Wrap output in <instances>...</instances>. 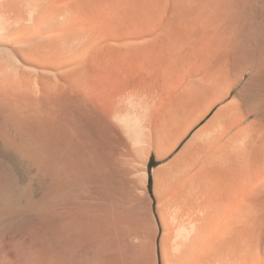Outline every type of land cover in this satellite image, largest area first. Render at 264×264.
Listing matches in <instances>:
<instances>
[{
    "label": "bare ground",
    "instance_id": "obj_1",
    "mask_svg": "<svg viewBox=\"0 0 264 264\" xmlns=\"http://www.w3.org/2000/svg\"><path fill=\"white\" fill-rule=\"evenodd\" d=\"M223 208L264 264V0H0V264H158Z\"/></svg>",
    "mask_w": 264,
    "mask_h": 264
},
{
    "label": "crops",
    "instance_id": "obj_2",
    "mask_svg": "<svg viewBox=\"0 0 264 264\" xmlns=\"http://www.w3.org/2000/svg\"><path fill=\"white\" fill-rule=\"evenodd\" d=\"M195 197H190V198H188V200H186V201H188L189 203H188V210L189 211H191V212H193V211H196V210H198V209H196L197 207H196V204H193V202H194V199ZM190 199H191V201H190ZM194 199V200H193ZM196 199H198V198H196ZM213 199L214 198H209V200H212L213 201ZM192 200H193V202H192ZM199 200V199H198ZM197 200H195V202H196ZM190 202H192V203H190ZM194 202V203H195ZM157 204V203H156ZM196 208H195V207ZM191 207V208H190ZM194 207V208H193ZM193 209V210H192ZM196 209V210H195ZM209 210H210V208H208ZM188 210H186L185 209V211H188ZM223 212H224V208L223 209H220L218 212H217V214L215 215V218H214V220L212 221V223H210L209 225H207V226H204V227H201V226H195V228L192 226V227H190L191 225H184L185 227H187L188 229H184L183 227H180L179 229L177 228V227H173L172 228V226H166V228H165V226H162V225H157L158 227H155L153 230H151L148 234H147V236H146V239H147V242H146V248H149V250H151L152 252H153V257L155 256V258H156V260H157V262H158V264H160V261H161V264H162V262H163V258H164V246H166V245H164V243H165V240H169L166 244L169 246V244L168 243H170V242H172V240L174 239V242L173 243H170L171 244V246H175V244H176V246L177 245H179V243H183L184 242V245H181V249L179 250V253H177V254H175L174 256H175V258H180L179 257V254H182V259H184V261L186 262V264H197V262H199L198 264H221V262L223 261H226V259L229 257V259L227 260L228 261V263L229 264H233V262H234V264H237V258H235V260H231L230 258L232 257H234V256H236V253H235V255H232V252H231V250L228 252L229 254H231V255H227L228 253H225V251L224 252H221V251H223V249L221 250L220 249V246L222 247V248H224L225 246L223 245V243H222V241H219L218 243L217 242H215V238L214 237H216V235H217V230H219V233L221 232L220 231V229H218V227H219V220H220V218H221V216H222V214H223ZM196 227H198V228H205L204 230H202V231H200V229H198L199 230V232L198 231H196V234L198 235V233H199V235H200V237H197V239H196V236L194 235H191L192 233L191 232H189V229H192V230H190V231H194V229H196ZM163 228H164V230H163ZM176 228H177V230H176ZM172 230H175L174 232L172 231ZM182 230H185V231H188V233H186V232H183ZM182 231V233L184 234V235H186V234H189V233H191V234H189V235H186L187 236V238L185 237V238H182V237H180V235H179V232H181ZM152 232H154V233H152ZM172 232V233H171ZM176 232H178V234H177V236H178V238H176L177 236H176ZM200 232H203L202 234L200 233ZM217 232V233H216ZM194 233H195V231H194ZM193 233V234H194ZM215 233H216V235H215ZM150 234V235H149ZM154 236V238H153V236ZM165 235H166V237L168 238V239H166L165 238ZM172 235H174L173 237L170 236ZM184 235H183V237H184ZM198 235V236H199ZM213 235H215V236H213ZM164 236V237H163ZM182 236V235H181ZM191 238H189V237ZM213 236V237H212ZM218 236V235H217ZM150 237H152L151 239H150ZM182 238V239H180V238ZM193 237H195V238H193ZM212 237V238H211ZM220 236H218V239H220L219 238ZM165 240H164V239ZM195 240H193V239ZM213 239V241H211V240H209V239ZM148 239H150V240H148ZM186 239H188V240H185ZM161 240H163V241H161ZM182 240V241H181ZM191 240V241H190ZM194 242H193V241ZM208 240H209V242H210V245H208V244H206L207 242H208ZM221 240V239H220ZM187 241H190L191 242V245H192V243H193V245L191 246V249L190 250H187V253H184V251L186 252V249L185 250H182L184 247L183 246H186L187 244H190V242H188L187 244H186V242ZM217 241V240H216ZM150 242V243H149ZM163 242V243H162ZM214 243V244H211V243ZM161 243H162V245H161ZM215 243H217V244H215ZM156 244V245H155ZM174 244V245H173ZM186 244V245H185ZM219 244H221V245H219ZM206 245H208L207 246V248H205L206 247ZM188 246L189 245H187V249H188ZM205 246V247H204ZM186 248V247H185ZM202 248H205L204 250H206L205 252L203 251V249ZM153 249L155 250V254H154V251H153ZM156 249H157V251H156ZM224 249H226V248H224ZM221 250V251H220ZM200 251V252H199ZM203 252V253H202ZM231 252V253H230ZM176 253V252H175ZM233 253V254H234ZM174 254V253H173ZM173 254H171L172 256H173ZM227 255V258H226V255ZM157 255V256H156ZM170 256V255H169ZM173 256V257H174ZM158 257V258H157ZM237 257V256H236ZM234 259V258H233ZM232 261L231 263H230V261ZM222 262V263H223ZM236 262V263H235Z\"/></svg>",
    "mask_w": 264,
    "mask_h": 264
},
{
    "label": "rangeland",
    "instance_id": "obj_3",
    "mask_svg": "<svg viewBox=\"0 0 264 264\" xmlns=\"http://www.w3.org/2000/svg\"><path fill=\"white\" fill-rule=\"evenodd\" d=\"M153 163V164H152ZM151 164V168L153 167V166H155V165H158V162H152ZM16 171H18V174L20 175V181H19V187H20V189L21 188H23L24 189V191H23V195H21V194H19V196H18V200H17V208H16V210L10 215V216H12L13 214V216L12 217H10L11 219H9L8 218V220H5V223L4 222H2L3 224H5V226H7V225H9L10 223H13V222H16V220L18 221V220H21V218H22V216L24 215V214H26L27 213V206H28V203H27V194L25 193V190H26V186H27V176H25V174H23L22 172H20V170L19 169H17ZM24 180V181H23ZM26 185V186H25ZM17 187H18V185H17ZM22 189V190H23ZM26 194V195H25ZM26 202V203H25ZM18 218V219H17ZM8 221V222H7ZM0 224V228L3 226V227H5L3 224ZM6 223H7V225H6ZM146 247V246H145ZM135 262H137V261H135ZM31 264H34V263H31ZM55 264H60V263H57L56 261H55ZM138 264V263H137ZM160 264H161V261H160Z\"/></svg>",
    "mask_w": 264,
    "mask_h": 264
}]
</instances>
